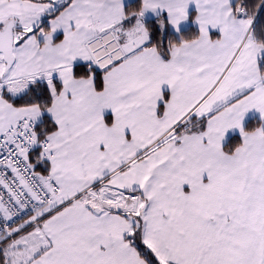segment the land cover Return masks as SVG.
<instances>
[{"label":"snow or ice","instance_id":"1","mask_svg":"<svg viewBox=\"0 0 264 264\" xmlns=\"http://www.w3.org/2000/svg\"><path fill=\"white\" fill-rule=\"evenodd\" d=\"M0 264H264V0H0Z\"/></svg>","mask_w":264,"mask_h":264}]
</instances>
